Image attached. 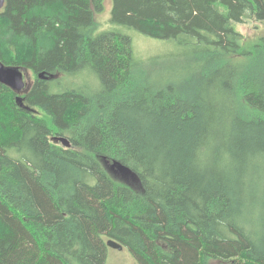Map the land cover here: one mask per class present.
<instances>
[{
	"label": "trees",
	"instance_id": "1",
	"mask_svg": "<svg viewBox=\"0 0 264 264\" xmlns=\"http://www.w3.org/2000/svg\"><path fill=\"white\" fill-rule=\"evenodd\" d=\"M102 9H0V61L34 78L0 82V264H104L108 239L138 264H264V37L234 25L264 0H112L111 22L179 45L144 59L95 34ZM86 68L98 89L51 92Z\"/></svg>",
	"mask_w": 264,
	"mask_h": 264
},
{
	"label": "rangeland",
	"instance_id": "2",
	"mask_svg": "<svg viewBox=\"0 0 264 264\" xmlns=\"http://www.w3.org/2000/svg\"><path fill=\"white\" fill-rule=\"evenodd\" d=\"M112 0H103V9L96 13L95 19L98 27L95 34L107 31H118L128 35L131 39L134 55L139 59H144L152 55L169 53L173 50H178L179 45L173 40H160L147 35H144L132 28L124 25H119L111 22ZM235 29L239 31L246 43H251L264 37V21H257L253 18H245L243 23H234ZM23 70V69H22ZM27 89L33 82L34 78L30 71L23 70ZM56 78L50 83L51 92L57 93L66 88H82L87 90H95L99 88V80L95 74L86 68L76 75L57 74ZM23 91V90H22ZM258 204L256 210L255 221L258 226L264 223V196H256L253 200ZM250 211L249 205L245 212ZM260 230V227H259ZM104 264H138L134 256L127 247L115 249L108 247L107 256ZM216 264H227L217 262Z\"/></svg>",
	"mask_w": 264,
	"mask_h": 264
},
{
	"label": "water",
	"instance_id": "3",
	"mask_svg": "<svg viewBox=\"0 0 264 264\" xmlns=\"http://www.w3.org/2000/svg\"><path fill=\"white\" fill-rule=\"evenodd\" d=\"M5 0H0V9L4 7ZM0 82L11 87L12 89L20 92L26 87V81L24 78V72L19 67L5 66L0 61ZM16 101L22 104V98L20 96L16 97ZM115 162L112 163V167ZM107 247L122 249L123 246L112 239L106 241Z\"/></svg>",
	"mask_w": 264,
	"mask_h": 264
}]
</instances>
